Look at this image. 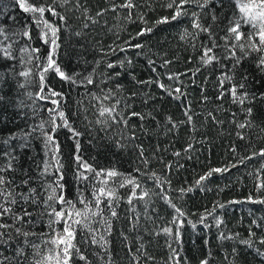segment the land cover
<instances>
[{
  "label": "trees",
  "instance_id": "1",
  "mask_svg": "<svg viewBox=\"0 0 264 264\" xmlns=\"http://www.w3.org/2000/svg\"><path fill=\"white\" fill-rule=\"evenodd\" d=\"M26 2L45 13L0 0V205L10 210L0 264H45L64 227L54 211L83 209L79 200L98 214L74 225L69 264H264V203L253 202L264 200V156L254 155L264 151V53L250 40L233 47L235 0H189L175 19L180 0ZM43 22L59 29L54 52ZM50 54L71 79L45 71ZM77 156L122 176L81 179ZM213 169L227 170L201 180ZM123 177L149 195L132 197ZM102 187L117 197L116 217L94 202Z\"/></svg>",
  "mask_w": 264,
  "mask_h": 264
},
{
  "label": "snow or ice",
  "instance_id": "2",
  "mask_svg": "<svg viewBox=\"0 0 264 264\" xmlns=\"http://www.w3.org/2000/svg\"><path fill=\"white\" fill-rule=\"evenodd\" d=\"M65 2H68V0H65ZM188 2H189V0H180V3L178 5H176V11L174 13L173 19L179 17L182 14L181 9H182L183 5L187 4ZM19 3H20V7L23 8L25 12L40 13L41 15H43L46 11V9L44 7H36L33 5H28L26 0H19ZM235 3H236L237 8H238L239 19L234 21L232 23V26H230L228 29L229 33L231 34V39H233L234 41L237 42V44L233 45V47H236L238 45L240 50L243 52L245 45L241 44L239 42L243 41V40H250L251 43L248 46L252 51H255L258 53H264V0H235ZM126 6L131 8L133 5L129 2ZM201 6L203 7V5H201ZM169 7H172V4H170ZM47 11L49 13H51L53 16L58 15V13L55 11L54 8L49 7L47 9ZM60 19L63 20L64 17H60ZM240 21H243L244 25L249 26L253 30V32L250 34H245L244 32H242L241 31L242 24ZM194 26L196 28L201 27L198 23H195V22H194ZM45 27L51 33V39L49 40V38H48L49 33L45 32L44 33V37H45L44 42L45 43H51V45L53 46V52H54L55 47L57 46L56 45V34L59 31V29L57 27H54L52 24H50L48 22H45ZM201 30L207 31V29H201ZM148 31H151V30L148 29ZM142 34L143 33H138V35H142ZM134 47H142V46L137 44ZM211 51H212L211 49H207L203 53L202 59L204 60V63H206V64L212 63L216 59L215 56L209 55V53ZM245 54H247V53H245ZM47 59H48V68L45 69V71L52 70V71L56 72L61 78L65 79V80L71 79L64 72H62L58 66H56L55 61L52 58V54H50ZM237 62H239V61H237ZM260 65L264 66V57H262L260 59ZM108 67L111 68V67H114V65L109 64ZM22 75L27 76L28 73H22ZM41 79H43V77H41ZM92 82H93L92 79L88 78V83L91 84ZM160 87L163 88L164 85H160ZM176 91L179 92L180 89H176ZM232 92L234 95L235 89H233ZM52 95L56 96V95H60V94L53 91ZM104 99H110V97L105 96ZM53 103L55 104L57 102L53 101ZM114 112H115L114 107H102L101 110L99 111V116L100 117H106L107 116L108 118L112 119L113 122H118L117 117L115 115H113ZM132 115L135 116L138 114L132 113ZM59 117L61 120L64 121V124L62 126L67 127L71 130L70 125L68 124V121L65 118V114L63 112H60ZM189 119H191V117H189ZM123 122L125 124L127 123L126 121H123ZM241 127H244V125H241ZM74 135L79 136L80 133L76 132V133H74ZM52 139H53L52 136L49 135L48 140L52 141ZM77 147H78V145H77ZM141 153H142V150H141ZM254 155L264 156V151H261L260 153L254 154ZM248 158L251 159L252 157H248ZM76 161H77L79 167L83 170L80 173V178L84 179V180L88 179L87 175L85 174L88 172H95V174L97 176L103 175L106 178L104 181H102V183H104V184H107V178H115L118 176H122V174L116 172L115 170H100L97 172L90 165H88L86 162H84L82 160V158H80L79 156L76 157ZM226 170L227 169H223V170L222 169H213V170L209 171L206 174V176L201 177V180L207 179L208 177H210L213 174V172H221V171H226ZM2 182L3 181L0 180V183H2ZM197 183L199 184L200 181H197ZM126 184L131 185L133 187V191L131 193L132 197H136L137 199L143 200L149 195V193L145 191L140 196L137 197L135 189L139 188L140 185L133 178L123 177V183H121L120 186L123 187ZM260 187L264 188V184H261ZM101 197H103L104 199L101 200ZM48 199L51 200V199H53V197L49 196ZM58 199H59V202L61 204L70 203L69 201L64 200L63 195H60ZM93 199H94V202L97 206L100 203L107 201L108 203L106 204V207L109 208L111 216L112 217L117 216V212L115 211L114 208H112L113 200L117 199V197H115L113 191H109L104 187L99 188L96 190V194L94 195ZM78 202L84 205L83 209L76 210L73 213H65L64 211H58V212L54 211V215L57 218L56 222L63 221L64 227H63L62 233L55 234V237L51 241L48 242V243H51L52 245H54L55 247L44 258L45 264H69V261L71 259L70 253L72 252L73 249H75V245L73 243V241L75 240L74 225L80 226L82 228L86 227L90 216H95L98 214L97 212H93L92 208L90 207V205L92 204V201L79 200ZM253 202L264 203V200L253 201ZM12 203H15V201L13 200ZM128 203L129 204L132 203L131 198L128 200ZM172 207L181 216L183 215V213L181 212V210L179 208H175V205H172ZM221 207H223V205H221ZM9 211L10 210L8 208H5L3 205H0V218H2L4 215H6ZM25 215H30V213L25 212ZM20 219H22V217H20ZM173 223L174 224L178 223V220L174 219ZM50 225H51V222H50ZM6 227H8V226L3 224V223H0V228H6ZM193 227H195V226L193 225ZM17 231H19V230L17 229ZM163 232L166 235H171L172 229L171 228H164ZM0 235H3V233H0ZM25 235H27V233H25ZM177 236H178V233H177ZM92 242L96 243L97 241L95 239H93ZM262 242H264V241H262ZM245 243H247V242H245ZM75 250L78 252V249H75ZM80 259H86V258L83 256H80ZM37 264H39V262H37ZM201 264H207V261L206 260L202 261Z\"/></svg>",
  "mask_w": 264,
  "mask_h": 264
},
{
  "label": "rangeland",
  "instance_id": "3",
  "mask_svg": "<svg viewBox=\"0 0 264 264\" xmlns=\"http://www.w3.org/2000/svg\"><path fill=\"white\" fill-rule=\"evenodd\" d=\"M19 1V0H18ZM20 4V3H19ZM29 13H33V12H29ZM37 23H39L40 25V19L37 21ZM42 29L45 30V32L49 33V37H51V33L49 32V30L45 27V22L42 23Z\"/></svg>",
  "mask_w": 264,
  "mask_h": 264
}]
</instances>
